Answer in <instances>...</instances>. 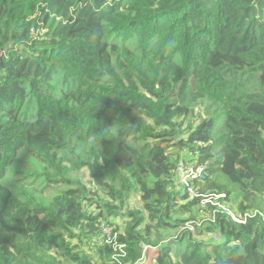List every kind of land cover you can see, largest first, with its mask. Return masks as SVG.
Masks as SVG:
<instances>
[{"label": "trees", "instance_id": "16d2710c", "mask_svg": "<svg viewBox=\"0 0 264 264\" xmlns=\"http://www.w3.org/2000/svg\"><path fill=\"white\" fill-rule=\"evenodd\" d=\"M143 262L264 264V0H0V264Z\"/></svg>", "mask_w": 264, "mask_h": 264}, {"label": "built area", "instance_id": "2783aa9c", "mask_svg": "<svg viewBox=\"0 0 264 264\" xmlns=\"http://www.w3.org/2000/svg\"><path fill=\"white\" fill-rule=\"evenodd\" d=\"M46 30L40 28V30H35L32 29V35L33 38H37L40 35H42ZM188 152L186 149L181 150L179 154V158L176 163V168H175V175L178 179V183L184 187L186 190V193L190 197H197L199 196L195 186L192 184V181L195 179L199 178L202 176V174L206 171L208 168V162H199L197 160L190 159L188 157ZM208 201V199H206ZM189 227L192 231H195L193 225H190ZM104 234L108 232V239L110 238L109 236L111 235V229L108 228V226L103 227Z\"/></svg>", "mask_w": 264, "mask_h": 264}, {"label": "rangeland", "instance_id": "374dc122", "mask_svg": "<svg viewBox=\"0 0 264 264\" xmlns=\"http://www.w3.org/2000/svg\"><path fill=\"white\" fill-rule=\"evenodd\" d=\"M200 110H196L195 112H194V116L196 117V119H197V121L195 122V125L199 122V118H198V116L200 115ZM189 158H190V156H188ZM191 159V158H190ZM23 163H26V164H24L25 165V167L26 168H33V169H37V168H39V166H38V164H34L32 161H31V159L30 158H28V157H26V156H24L23 155V158H22V161L20 162V164L22 165ZM85 179L86 180H88L89 179V175H88V173L86 172L85 173ZM85 180V181H86ZM41 178L39 179V183L38 184H40L41 183ZM64 187H62V189H63ZM237 188V187H236ZM95 190H96V188H95ZM56 192H58V190H55V191H53L52 193H56ZM184 193H185V190H184ZM240 195H241V192L239 191V189H237V192L235 193V196H236V203H238L239 202V200H240ZM230 203L228 204V205H235L236 207H237V204L236 203H234L233 201H229ZM137 207H142L141 206V201H140V198L139 197H135V198H133L132 200H131V203H130V208H137ZM205 210H201L200 212L202 213V215H200L201 217H205L206 216V214L208 213L207 212V210H206V208H204ZM177 215H178V217H180V218H187V217H189V213H185V212H179V213H177ZM233 216H234V214H232ZM127 221H128V219L127 218H118L117 219V222H118V224L120 225V228L121 229H123V230H125V227H126V225H127ZM107 235H108V232H106L105 234H104V236L103 237H107ZM92 254H95V251L93 250V252H92ZM140 264V263H139ZM143 264H145V262H143Z\"/></svg>", "mask_w": 264, "mask_h": 264}, {"label": "clouds", "instance_id": "9594fccd", "mask_svg": "<svg viewBox=\"0 0 264 264\" xmlns=\"http://www.w3.org/2000/svg\"><path fill=\"white\" fill-rule=\"evenodd\" d=\"M180 60V53H175L173 56V61L176 62L177 64L179 63ZM93 145L91 143H83V144H78L74 145L73 148L71 149L72 155L69 156L68 152L66 151L65 157L68 158L71 162L76 163L79 160L82 159H89L90 162H94V160L100 159L102 160L103 157L100 156L101 148L96 147L95 148V158L93 159Z\"/></svg>", "mask_w": 264, "mask_h": 264}]
</instances>
